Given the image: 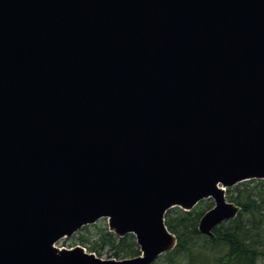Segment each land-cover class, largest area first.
<instances>
[{
  "label": "water",
  "instance_id": "water-1",
  "mask_svg": "<svg viewBox=\"0 0 264 264\" xmlns=\"http://www.w3.org/2000/svg\"><path fill=\"white\" fill-rule=\"evenodd\" d=\"M264 180V0H0V264H153L173 207ZM107 218L141 255L56 244Z\"/></svg>",
  "mask_w": 264,
  "mask_h": 264
},
{
  "label": "trees",
  "instance_id": "trees-1",
  "mask_svg": "<svg viewBox=\"0 0 264 264\" xmlns=\"http://www.w3.org/2000/svg\"><path fill=\"white\" fill-rule=\"evenodd\" d=\"M228 200L241 210L235 220L216 227L214 236L208 237L198 230L202 216L212 209L177 212L165 215L166 226L177 238L174 250L163 255V261L153 264H264V180L239 183ZM80 245L88 252L101 257L105 250L109 258L124 260L141 255L136 237L128 234L123 238L105 228L92 237L80 238Z\"/></svg>",
  "mask_w": 264,
  "mask_h": 264
},
{
  "label": "rangeland",
  "instance_id": "rangeland-1",
  "mask_svg": "<svg viewBox=\"0 0 264 264\" xmlns=\"http://www.w3.org/2000/svg\"><path fill=\"white\" fill-rule=\"evenodd\" d=\"M254 180H256V179H254ZM236 186L226 188V198H227V200H228L229 192L230 191L233 192V190L235 189ZM210 206H212V207L215 206L214 200L212 198L202 200L195 208L200 211V210H207ZM178 208H180V207H173L170 210H171V212L174 213V212H177ZM105 228H109V224H108V219L107 218H103V219L97 221L95 224L85 226L84 228L80 229L74 236H72L70 238L61 239L57 243L56 246L58 248H61V249L62 248L71 249V248H74L76 246H82V245H80V238L82 236H84V237H92V239L95 240V236L97 235V233L99 231L105 229ZM88 247H89V245L86 246V250L87 251H88ZM110 256H111V253H109L108 250H105L102 253L100 258L107 260V259H110L109 258ZM163 260H164L163 256L158 259V261H163Z\"/></svg>",
  "mask_w": 264,
  "mask_h": 264
}]
</instances>
